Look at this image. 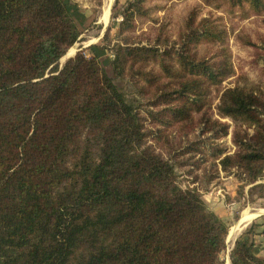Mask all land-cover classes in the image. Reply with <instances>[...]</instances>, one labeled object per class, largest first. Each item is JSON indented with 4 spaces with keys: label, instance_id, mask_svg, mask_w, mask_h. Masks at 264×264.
<instances>
[{
    "label": "trees",
    "instance_id": "trees-1",
    "mask_svg": "<svg viewBox=\"0 0 264 264\" xmlns=\"http://www.w3.org/2000/svg\"><path fill=\"white\" fill-rule=\"evenodd\" d=\"M145 1L122 10L111 75L102 46L61 66L82 34L69 0H0V264H227V224L198 187H181L176 164L210 162L211 179L220 170L249 184L263 177L264 90L222 92L218 112L235 121L236 150L225 153L216 139L229 125L212 117L208 96L234 71L226 46L199 52L224 43L225 29L193 8L176 39L163 23L129 34ZM228 1L264 9V0ZM116 78L147 98L153 119L168 113L179 123L180 138L165 135L173 155L148 143L154 132L141 104ZM229 255L231 264H264L250 238H238Z\"/></svg>",
    "mask_w": 264,
    "mask_h": 264
},
{
    "label": "rangeland",
    "instance_id": "rangeland-1",
    "mask_svg": "<svg viewBox=\"0 0 264 264\" xmlns=\"http://www.w3.org/2000/svg\"><path fill=\"white\" fill-rule=\"evenodd\" d=\"M127 1L69 0V3L75 8L74 15L82 34L80 39L61 58V66L69 58L75 56L79 50L84 49L87 54H90L92 53L90 46H102L100 49V53L102 52L101 59L107 72L114 75L111 65L114 56L113 48L122 42L119 38V24L123 19L121 13ZM145 6L147 8L145 14L134 17L133 26L127 31L129 34L140 35L144 32H153L151 26H160L163 23L166 24V34L170 38L176 39L179 30L184 27L186 18L193 8L197 9L198 19L209 17L225 29L226 39L224 43L203 44L200 46L199 52L201 54L213 53L221 45L227 47L234 72L222 82L211 87L208 102L211 105L212 117L229 125L228 133L216 139V144L223 148L225 153H233L236 150L232 140L235 121L231 117L221 116L218 112V105L222 92L237 84L261 87L264 90V9L256 12L248 3L233 5L228 0L211 2L206 0H146ZM107 11L109 17L106 16ZM106 25L110 29L108 41L104 40L106 32L103 33ZM246 41H251L253 44H248ZM104 45L107 48H104ZM71 49H74V52L69 54ZM93 51L98 52L99 48L96 47ZM115 81L130 101L136 105L141 104L140 110L146 116L145 125L147 129H152L151 131L154 132V134L149 135L148 143L153 144L156 150L164 155H173L169 154V151H173L176 147L165 146V135L170 132L175 135V140L180 138L184 132L180 131L179 123L168 118L170 117L168 113L161 115L159 119H153L151 114L146 112L148 106L145 104L149 101L139 95L134 84L129 80L119 78H116ZM160 105L163 106L164 104L160 103ZM150 108L153 110L160 109L157 106ZM166 119L170 120L165 123ZM158 130L161 131L158 132ZM158 134L161 138L157 137ZM189 135L190 139H196L194 138L195 132L190 131ZM172 137L171 139L174 140ZM182 140L184 143L187 141L183 137ZM205 155H209V152L206 151ZM208 157L212 159L210 155ZM194 160L198 159H191L189 162ZM195 169L196 166L176 164L178 183L183 188L198 187L208 208L225 221L229 231L240 221L244 211L254 214L264 209V175L255 183L249 184L241 181L238 172L235 170L230 174L220 170L211 179L213 167L207 161H201V167ZM192 170L195 172L191 173ZM196 174L198 179L195 180ZM208 181L210 182L208 183ZM263 222L264 212L250 222L243 224L234 236H229L228 231L227 247L222 255L227 264L229 263L230 251L240 237L253 240L256 245V253L264 256ZM253 223H258V225L254 226L251 232H248Z\"/></svg>",
    "mask_w": 264,
    "mask_h": 264
},
{
    "label": "bare ground",
    "instance_id": "bare-ground-1",
    "mask_svg": "<svg viewBox=\"0 0 264 264\" xmlns=\"http://www.w3.org/2000/svg\"><path fill=\"white\" fill-rule=\"evenodd\" d=\"M109 1L112 2L113 0H109ZM106 16L109 17L108 11L106 12ZM73 52H74V49H71L69 54H71ZM262 212H264V209H261V210L255 212L254 214H249L247 211H244L243 216L240 219V221L230 229L229 236H234L243 224L250 222L253 218H255L257 215H259Z\"/></svg>",
    "mask_w": 264,
    "mask_h": 264
},
{
    "label": "water",
    "instance_id": "water-1",
    "mask_svg": "<svg viewBox=\"0 0 264 264\" xmlns=\"http://www.w3.org/2000/svg\"><path fill=\"white\" fill-rule=\"evenodd\" d=\"M107 29H108V25H106V26L104 27V31H103V33L106 32ZM228 259H229V262H230V264H231L230 256L228 257Z\"/></svg>",
    "mask_w": 264,
    "mask_h": 264
}]
</instances>
